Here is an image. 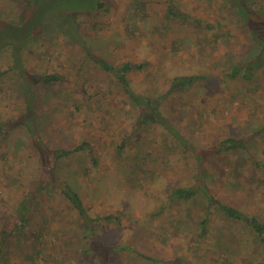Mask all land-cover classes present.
<instances>
[{
	"label": "rangeland",
	"instance_id": "1",
	"mask_svg": "<svg viewBox=\"0 0 264 264\" xmlns=\"http://www.w3.org/2000/svg\"><path fill=\"white\" fill-rule=\"evenodd\" d=\"M237 1L264 10V0ZM100 2L101 8L80 19V35L115 66L143 65L128 72L131 89L159 100L161 116L188 148L160 125L136 127L140 110L113 76L56 31L41 34L22 46L21 65L62 80L34 88L39 140L46 150L73 151L60 158L56 179L73 187L90 217L114 218L94 221L91 229L102 243L90 250L53 181L28 214L25 232L0 244V264H264V245L246 226L211 211L201 230V199L169 198L173 189L197 182L194 156L208 151L201 174L210 194L264 222V169L252 163L264 164V67L250 79L224 75L231 63L245 64L258 53L241 16L229 0ZM168 7L191 19L168 17ZM17 11L12 0H0L1 18L15 19ZM5 51L0 50V123L8 124L0 132V235L17 225L15 217L3 225L4 216L41 172L51 171L39 170L23 129L24 95L15 72L3 73L11 64ZM194 74L202 80L169 92L174 77ZM230 138L242 139L246 150H226ZM85 143L90 151L77 149Z\"/></svg>",
	"mask_w": 264,
	"mask_h": 264
},
{
	"label": "trees",
	"instance_id": "2",
	"mask_svg": "<svg viewBox=\"0 0 264 264\" xmlns=\"http://www.w3.org/2000/svg\"><path fill=\"white\" fill-rule=\"evenodd\" d=\"M12 1L18 8L17 18L10 19L9 17H0V50L5 49V52L8 53L9 58L11 59V64L3 71V73L10 71L15 72V84L24 95L23 107L26 120L24 121L23 129L27 131L28 139L37 153V159L40 165L39 170L41 171L42 168H49L48 170L51 171L50 176L49 174H46V172H44V174L41 172L37 183L27 189L24 196L20 198L16 209H14V211L7 217L4 216L2 219L3 225L14 217L17 220V225L12 229L9 228L8 233L3 234L2 232V235H0V244L11 238L13 233L21 236L25 232L24 228L28 221V214L36 210L35 205L39 203V195L49 184L55 181V185L59 188V193L79 219L81 230L83 231L82 238H85L88 241V248L92 250L91 245L94 244V242H101L95 235V231H92L91 229L94 225V221L99 219L110 220L114 217H90L81 197L73 189V187L68 185L65 181L58 178L56 179L55 170L57 169V163L60 161V158L69 156L73 151L59 148L46 150L45 144L39 140L38 129H36L38 123L36 108L37 94L34 88L40 84L47 85L60 82L62 77L57 73L34 74L27 72L22 67L20 62L22 46L25 47L26 44L34 39H37L43 33H54L56 31L58 36L60 35V37H63L66 41H71L79 45L84 54L94 65L98 66L101 71L110 74L116 79V81L121 85L123 92L129 98L130 102L140 110L135 124L136 127L146 126L149 124L160 125L167 132L168 136L185 151L188 148L186 144L187 142L182 140L175 128L161 116L158 111V99H150V97L142 96L140 94L138 95L131 89L127 80V74L130 71L142 68L143 65L124 62L119 66H115L113 63L96 54L90 47H88L86 41L80 35V19L86 15L92 14L96 9L101 8L103 4L100 0ZM229 2L235 13L241 16L243 25L247 26L249 29L248 33H250L251 37L256 41L258 53L253 60L248 61L245 64L237 61H235V63H231L230 68L224 72V75L227 78H234L241 74L243 78L250 79L258 71V69L264 67V10L254 9L251 11L248 6L242 8L237 0H229ZM135 4L133 6H135ZM142 6L143 4H141V7ZM166 15L181 21H189L191 19L184 13L172 10L171 7L167 8ZM202 78L203 77L201 75L196 74L174 77L171 82L169 92L189 88L198 81H201ZM5 126H8V124L0 123L1 133L5 131ZM225 143L226 150H246L245 145L242 143V139L240 138H230L227 139ZM88 147L90 146L85 143L82 144V146L77 147V149H84ZM87 150L90 151L89 148ZM221 150H223L222 147L221 149L215 150V152H220ZM207 153L208 151L199 150L194 156L195 163L200 167V175L197 177V182L195 181L189 186H179L178 188L173 189L170 192L169 198L173 201L194 200V202L201 199L203 206L205 207L202 217L199 220L201 230L205 228L206 221L210 217L211 211H216L220 213L222 217L227 220V222H231L232 224L241 223L246 226L264 245V222L260 219V217L246 214L239 208L228 205L210 194V191L205 185L201 174L203 172V163ZM212 153H214V151H212ZM252 163L257 167H262L264 169V164L257 161L254 162V160ZM41 218L42 217L40 216V219ZM35 222L38 224L37 221ZM32 244L33 248L37 250V253H39V241L32 242ZM95 252L96 251H93L92 253ZM99 264H108V262L100 260Z\"/></svg>",
	"mask_w": 264,
	"mask_h": 264
}]
</instances>
